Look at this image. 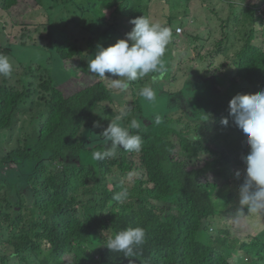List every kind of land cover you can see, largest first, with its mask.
I'll return each instance as SVG.
<instances>
[{"label":"trees","instance_id":"obj_1","mask_svg":"<svg viewBox=\"0 0 264 264\" xmlns=\"http://www.w3.org/2000/svg\"><path fill=\"white\" fill-rule=\"evenodd\" d=\"M35 1L38 13L33 12L36 8L32 6L21 8V0H0V10L14 23L23 26L24 35L32 26L46 27V37L40 35L35 41L28 34L29 40L35 42L30 45L26 40L19 46L41 48L57 57L22 60L20 67L13 68L10 75L0 76V132H14L13 123L23 104L30 109L40 103L49 110V115L38 121L33 142H28L24 151L10 155L8 161V156L3 159L0 167L4 169L2 164L11 167V163L15 164L16 168H10L7 175L24 183V188L34 193L35 210L44 218L30 220L22 210L1 203L5 207L0 206V248L9 250L0 257V264H264V247L252 239L240 240V219L229 218L231 202L235 200L233 184L240 189L246 167L239 168L236 163L233 170V159L227 149L247 138L229 116L230 100L238 93L251 94L264 89V46L256 42L258 35H264V0L255 3L214 0L221 9H231L228 21L221 17L217 22L221 21L222 31L218 40L208 29V32L196 33L191 21L186 40L177 34L180 22L189 20L190 16L187 9L179 10L181 3L177 0L165 2L170 11L167 21L149 15L148 10L158 8L161 0ZM202 2L206 4L205 0ZM30 14L42 15L47 21L28 23ZM139 16L161 22L171 29V40L164 56L168 67L174 65V58L183 59L177 54L179 50L174 49L181 47L183 42L191 43L193 56L184 58L178 65H206L209 67L207 74H213V83L197 86L202 96L189 93L195 102L168 93V104L159 103L156 108L147 104L148 101L138 93L147 84L157 89L164 83L155 86L149 76L134 81L132 91L135 93L128 96L133 108L125 110L124 122L130 125L134 117L143 122L138 130L143 139L142 148L139 152L121 149L115 158L97 167L92 156L84 152L74 155L79 150L80 131L87 121L99 116L103 115L102 122L106 118L113 119L126 107L127 96L97 78L96 83L85 85L88 88L67 98L60 87L68 81L54 80V63L62 60L79 64L84 58L90 61L98 50L97 36L102 38L106 30L105 35L113 43L115 37L123 39L134 27L130 21ZM176 19L179 22L174 26ZM5 36L0 31V39ZM46 38H49L48 44H41ZM197 41H201L198 46ZM215 42L217 50L211 49ZM232 47L230 64L219 59V54H228ZM194 49L198 58L194 57ZM0 54L10 58L14 52L9 46L1 45ZM87 74H90L89 70ZM107 74L110 73H106V77ZM174 79L176 81L171 84L177 82V78ZM19 85L23 91L18 90ZM36 96L38 102L33 99ZM178 110L186 114L187 125L173 116ZM204 115L209 119L204 120ZM157 116L159 123H156ZM225 117L229 119L228 126L220 123ZM213 118L216 119L215 133L221 131L218 126L227 131V144L213 138H199L194 142V131L199 126L193 122H207ZM179 126L183 128L179 130ZM87 131L96 133L94 129L87 128ZM201 140L205 143H200ZM197 149L201 153L204 150L208 157L216 155L220 159L206 167H201V160H198L194 167L199 156ZM68 153L80 159L81 165L69 166ZM135 159H139L138 164L133 161ZM221 160H225V170L216 168ZM31 163L35 165H31L34 170L31 174L25 175L18 169H28ZM138 166L147 175L132 182L124 181ZM69 169L76 172V177H67ZM41 170L47 173L46 181H41ZM237 170H243L239 178L235 176ZM209 172L214 177L211 182L204 178L206 174L210 175ZM16 175H19L18 179ZM109 184L113 190L109 189ZM122 188L128 190L127 199L114 201L113 195ZM12 189L18 191L20 186H12ZM89 197L92 198L87 200ZM128 227H142L146 232L144 243L132 256L105 247L110 237ZM238 251L244 253L240 258ZM67 256H72L73 260H67Z\"/></svg>","mask_w":264,"mask_h":264},{"label":"clouds","instance_id":"obj_2","mask_svg":"<svg viewBox=\"0 0 264 264\" xmlns=\"http://www.w3.org/2000/svg\"><path fill=\"white\" fill-rule=\"evenodd\" d=\"M130 23L134 27L126 33L125 38L119 39L114 45L107 48L98 45L94 57L90 61L87 60L89 73L101 80L110 81L109 87L118 90V93L125 92L130 87L131 82L142 79L149 74H152L151 80L153 83L162 82L167 70L164 56L171 40V29L163 23L153 21L145 16L136 17ZM179 28L183 27L178 26L176 33L182 37L184 30L183 33H179ZM83 63L84 61H81L78 70L83 67ZM12 69L13 66L9 57L0 54V76L10 75ZM73 70H77V68H73ZM106 73H111L118 78L108 79ZM90 74L87 75L92 77ZM175 77L176 75L173 76V79ZM23 89L20 85L18 86L19 91H23ZM138 95L148 102H154L157 98V91L151 84H147L139 90ZM23 106L24 104L19 109V115H28V112H23ZM44 110L47 113H44L41 117L38 116L39 119L48 117L49 110L46 108ZM102 116L95 118L93 121H87L88 124L86 123L83 126L80 131L82 134L81 140H79V150L74 154L75 156H79L81 152H84L85 155L93 157L95 166H97V161L98 165L104 161H110L111 158L117 156L121 149L129 152H139L141 150L143 139L138 131L143 126L141 120L134 117L131 124L126 126L123 121L127 116V111L124 109H121L120 113L115 115L113 119L106 118L104 122L101 121ZM229 116H231L232 122L246 134L247 144L250 146L249 154L242 158L246 164V177L239 189V204L241 209L245 206L248 208V214L264 215V91L236 94L229 102ZM207 119L209 117L204 115V120ZM17 121L18 116L13 123L14 126ZM159 122L160 119L157 116L156 123ZM220 123L223 126H228L229 119L227 117L222 118ZM87 128L94 129L96 133L90 134ZM133 130L137 131L133 132ZM13 133L9 134V141ZM198 139L199 137L196 135L194 142ZM27 143L28 141L21 145V142H19L18 150L11 152L6 161L9 160L10 155L24 151ZM101 148L103 149L101 150ZM90 153H93V155ZM5 158L3 157V159ZM66 159L69 166L81 165L80 159L69 153ZM39 174L43 176L41 181L47 180V173L44 170H41ZM66 175L68 178H74L76 172L69 169L66 171ZM16 176V179H18L19 175ZM235 176L237 178L241 176L239 170L236 171ZM128 179L129 181L132 180L131 173H129ZM22 196L24 202L17 204V209L19 208V211H24V209L30 211L31 213L26 212L30 220L43 219L44 215L35 210L34 193L30 192L29 188H24ZM127 197L128 190L122 188L120 192L113 195V200L123 202ZM91 198L89 197L87 200ZM238 213L244 212L240 210ZM229 218L235 219L232 215ZM145 236L146 232L142 227H128L110 237L105 247L110 251L124 252L126 256H132L135 249L144 243Z\"/></svg>","mask_w":264,"mask_h":264},{"label":"rangeland","instance_id":"obj_3","mask_svg":"<svg viewBox=\"0 0 264 264\" xmlns=\"http://www.w3.org/2000/svg\"><path fill=\"white\" fill-rule=\"evenodd\" d=\"M169 0H161L160 5L158 8L154 10H148L149 15L153 14L157 19H162L164 21L168 20L170 11H169V6H165V2H168ZM181 3L179 10L184 11L188 10L189 11V20H186L184 22H180L179 26L183 27L184 33H188L189 28H190V21L193 23V26L196 30V33H201L204 31H207V29L212 31L213 35H216L217 38L216 40L220 39L221 37V21H219V18L223 17L224 21H228L231 18V9H221L214 0H205L206 4H203L202 0H177ZM240 1V0H239ZM252 3H255L257 0H248ZM208 2V3H207ZM210 3V4H209ZM1 5V2H0ZM29 6H32L33 8H36L33 10L34 13H38V9L36 6V1L33 2V0H21V8H28ZM157 5L155 4V7ZM173 7V6H172ZM264 7V5H263ZM106 9V8H105ZM108 11V10H106ZM26 13V12H24ZM112 13V12H111ZM47 18L42 16V15H37L36 17L34 14H30L28 18V23H37V22H46ZM179 22V19H176L174 22V26H176ZM212 27L213 29H211ZM0 31H3L7 36H5L4 39H0V47L2 46H9L10 48L13 49V56L10 57V62L12 63L13 68L18 69L20 67L19 61L21 62L22 60H42L46 57H49L52 59L56 58L55 54L51 53H46L44 52L41 48H22L19 45L23 41H28L30 45H32L35 41H38V38L41 37H46L48 35V30H46V27L41 26V27H35L32 26L30 31H27L26 34L24 35V29L22 25H18L17 23H14L12 19L9 16H6L3 12L2 9L0 10ZM106 30L103 33L102 38L98 37L96 38V44L101 45L105 48L108 46L114 45L119 38L115 37V42L111 41L107 35H105ZM208 32V31H207ZM182 35V38L186 40L187 36L186 34ZM28 34H31L35 41L29 40V37L27 36ZM119 35V34H118ZM117 35V36H118ZM11 41V43H7ZM41 44H48L49 38L42 39ZM255 40V39H254ZM253 40V41H254ZM264 35H258L257 41L260 43L259 45L264 46ZM111 42V43H110ZM201 43V41H197L196 45L198 46ZM15 44V45H14ZM50 44V43H49ZM98 48V47H97ZM218 45L216 42L211 46V49L217 50ZM174 50H179L177 53L178 56H182L184 58H189L193 56V47L191 43L188 42H183L181 47H177ZM234 52V48L232 47L229 51L228 54H219V59L225 60L230 64V58H232ZM194 57L198 58V52L196 49H194ZM182 58L176 59L174 58V65L171 64V67H168L166 65V72H165V77L164 79L158 82H155V86H159L160 83H164L161 85L159 88L157 87V98L154 102H147V104H150L152 106H155L156 108L159 107V103H162L164 105L168 104L169 100V95L170 94H175L179 95L181 97H184L186 99H192L194 102V98L189 95L190 92H196L200 96H202V91L200 90L199 87H197L199 84H204L205 82H211L213 83V77L208 73V68L206 65L201 66V65H190V64H184V65H178V63H181L183 61ZM172 60V58L170 59ZM82 61L83 67L78 70L79 64L75 63H65L62 60H60V63H54V67L56 68V72L53 76L54 80L56 82H64L66 80H69L67 83H65L63 86L60 87L61 91L65 95V97H71L74 96L76 93H78L80 90L88 88V86L85 85H92L93 83H96L97 76L93 75L90 77L89 75L86 74V71L88 70V61L87 58H84ZM177 62V63H176ZM86 64V67L84 66ZM73 68H77V70H73ZM20 70V69H19ZM111 74V73H110ZM110 74H107L108 79H116L118 77H112ZM151 75L149 74V78L151 79ZM176 75L177 82L175 84H171L172 82L176 81V79H173V76ZM56 76L59 78L57 79ZM74 79V80H71ZM108 83L110 81L105 80ZM39 82V81H37ZM134 83L131 82L130 87L124 92L125 95L131 96L135 92L132 91L133 87L132 84ZM215 83V82H214ZM208 85H204L203 87H206ZM195 88L197 91H195ZM34 90V87H33ZM264 91V89H263ZM123 93V94H124ZM125 99L127 101L126 107L122 108L124 110L126 109H131L133 108L132 101L130 100V97ZM36 102H38V96L33 98ZM163 99V100H162ZM23 112H28V115H18V121L14 126V133L9 141V132H0V162L3 161V157H7L11 152L14 150H18L19 148V142H21V145H24L26 141L32 143V137L35 133L36 130V125L38 123L39 117H41L44 113H47L46 110H44V107L39 103L36 104V106H31L29 108H25L23 106L22 108ZM121 111V110H120ZM118 111V112H120ZM174 117H177L182 120V122L187 125L188 121L186 120V114L184 113L183 110H178L175 114H173ZM123 123L127 126L124 121ZM196 126H199V129L195 132L194 131V136H199V138H202L204 140L208 139H221L225 144H227L229 136L227 135V131L224 130L222 126H218V128L221 129L220 132L215 133L216 131V119H211L210 121L207 122H202V121H197L193 122ZM109 125V123H108ZM183 127L179 126L178 129L181 130ZM215 133V136L213 134ZM174 138L177 140L179 139L177 136L173 135ZM204 140L199 141L200 143H205ZM103 148H101L102 150ZM227 149L231 152V157H232V164L231 167L233 170L234 166L236 163L238 164V167H246V164L243 161V157H246L249 152H250V146L247 144V138L244 140H239L227 147ZM98 151V150H97ZM178 151V149H176ZM199 156L197 159L194 161V167L196 166L198 160H201V167H206L209 164H212L215 160L220 159L216 155L213 157H208L206 155H203L205 151L201 153L200 149H197ZM179 153V152H178ZM178 153H176L175 159L178 158ZM93 155V153H90ZM135 163H139V159L133 160ZM12 167L6 164L4 169L3 167H0V206L2 205L1 203L6 202L9 205V208H17V204L24 202V198L22 196L23 189L25 187L24 183H18L16 180L10 176L7 175V171L10 168H16L14 163H11ZM28 169L24 168H18L20 171L25 174H31L33 173V169L31 165L34 164H29ZM35 166V165H34ZM97 167H98V161H97ZM139 169V166L137 167ZM137 168H134L132 172V180L129 181L128 178L124 179V181L132 182L137 180L139 177H143L144 174L147 175V172L145 170L139 169L140 173H138ZM216 168L218 170H225V160H221L217 165ZM243 170H240V173ZM4 172V173H3ZM246 173V170L244 171ZM208 174L210 175H205V180L211 182L213 180V174L209 172ZM129 176V174H128ZM2 178L4 181H2ZM27 178V177H26ZM12 186H20V189L13 190ZM109 189L113 190L112 184H109ZM3 189V190H1ZM233 196L235 198L234 201L231 202V208L230 212L232 213V216L234 218L240 217V229L238 231V238L243 241H248V240H255V242H259L258 244L261 245V247H264V215H255L251 214L250 216L248 215L246 206L241 209V206L239 204V189L237 188V185L234 183L233 184ZM9 192H12L9 193ZM5 207V205H2ZM19 209V208H18ZM21 210V209H20ZM242 210L244 213H238V211ZM24 213L28 212L31 213L30 211L24 209ZM248 217V218H246ZM20 233V232H18ZM12 238V235H11ZM10 238V239H11ZM9 249L5 248H0V257H3L4 253L8 251ZM244 255L243 252L238 251L237 252V257L240 258ZM67 260H73L72 256H67ZM1 261V260H0ZM235 261L238 262V259L235 258Z\"/></svg>","mask_w":264,"mask_h":264},{"label":"built area","instance_id":"obj_4","mask_svg":"<svg viewBox=\"0 0 264 264\" xmlns=\"http://www.w3.org/2000/svg\"><path fill=\"white\" fill-rule=\"evenodd\" d=\"M178 32H179V33H183V28H179V29H178Z\"/></svg>","mask_w":264,"mask_h":264},{"label":"bare ground","instance_id":"obj_5","mask_svg":"<svg viewBox=\"0 0 264 264\" xmlns=\"http://www.w3.org/2000/svg\"><path fill=\"white\" fill-rule=\"evenodd\" d=\"M78 159V158H77Z\"/></svg>","mask_w":264,"mask_h":264}]
</instances>
